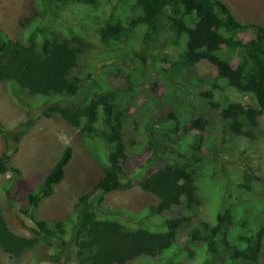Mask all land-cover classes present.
Masks as SVG:
<instances>
[{"label": "trees", "instance_id": "16d2710c", "mask_svg": "<svg viewBox=\"0 0 264 264\" xmlns=\"http://www.w3.org/2000/svg\"><path fill=\"white\" fill-rule=\"evenodd\" d=\"M33 1L32 14L19 20L22 31L17 38L8 37L0 29V81L13 86L15 93L54 97L42 110V116L58 114L79 129L90 154L104 164L103 174L79 195L73 211L63 219H38L34 209L53 194L55 185L65 177V166L72 157V148L66 146L35 189L26 193V206L19 209L30 222L32 236L13 232L0 205V250L19 258L38 243H45L55 249L58 260L55 246L68 236L78 264H126L143 256L155 258L158 263L177 240L179 230L185 229L181 242L189 238L205 246L198 264H223L228 259L260 264L264 226L253 234H240L230 243V208L217 214L215 224L203 219H198L197 225L193 223V209L200 204L195 184L199 157L195 153L175 154L173 145L179 134L188 133L192 136L188 146L200 151L208 118L197 113L182 120L181 113L173 109L160 124L146 122L140 127L148 132L146 151L157 156L155 150L163 147L169 159L137 176L146 169L147 160L128 171L130 158L124 139L125 124L132 116L128 100L120 87L99 85L94 77L95 66L83 64L82 58L98 50V45L107 55L109 51L116 52L121 42L131 43L141 61L142 75L152 70L171 79H185L196 87L204 86L197 92L200 100L226 121L229 132L253 138L252 131L264 115V25L239 22L221 0ZM71 18L77 23L68 24ZM89 18L94 20L92 26L83 21ZM89 30L98 38V45L87 38ZM244 33L250 36L241 38ZM136 42L143 46L140 51L135 50ZM202 62L214 67L216 75L196 77L194 67ZM229 91L250 95L254 104L233 99ZM27 117L19 126V134L35 120L30 114ZM195 132L199 134L197 140L193 139ZM0 135L5 141L0 152V174H19L18 168L9 165L18 147L1 122ZM92 137L100 140L96 144L102 145L100 150L88 144ZM135 181L142 190L157 197V203L147 209L157 216H167L160 223L165 228H130L115 218L99 215L105 194L129 189ZM258 184L255 176L245 171L239 186L250 190ZM173 206H181L182 211L173 215ZM220 250L223 256L218 254ZM169 256L171 259L174 255ZM168 264L182 263L175 260Z\"/></svg>", "mask_w": 264, "mask_h": 264}, {"label": "rangeland", "instance_id": "374dc122", "mask_svg": "<svg viewBox=\"0 0 264 264\" xmlns=\"http://www.w3.org/2000/svg\"><path fill=\"white\" fill-rule=\"evenodd\" d=\"M223 1L239 22L264 25V0ZM33 7V0H0V29L8 37L17 38L22 31L19 20L30 16ZM95 13L100 15L99 10ZM83 21L91 26L94 22L90 18ZM72 23H77L75 18L69 19L68 24ZM86 36L99 44L98 38L91 30ZM249 36V33H244L240 37ZM134 47L140 51L143 46L136 42ZM82 61L87 66H95L94 77L99 81V85L120 87L124 98L128 100L127 106L132 113L124 130L130 158L128 171L140 167L139 164L144 163L146 159V169L137 175L142 176L169 159V152L163 147L155 150L159 153L157 156L153 152L149 155L146 151L144 145H147L145 142L148 140V132L140 129L146 122L160 124L164 122L168 110L173 109L181 113L182 120L197 113L202 114L209 122L203 133L201 150L197 151L188 146L192 140L191 134L188 133L179 134L173 145L175 154L195 153L199 157L195 184L200 204L194 209L196 218L193 223L197 225L196 221L203 219L215 224L217 214L230 208L233 216L232 222L227 225L230 243L235 241L238 235L253 234L259 226H264V115L259 118L258 127L252 131L253 138L232 135L226 121L220 119L216 110L200 100L197 92L200 88L204 89V86L196 87L185 79H171L152 70H145L142 75L141 61L137 59L131 43L128 42H121L116 52L109 51L107 55L103 46L98 45V50L83 56ZM194 72L196 77L211 78L216 75L215 68L205 62L196 65ZM13 89L10 84L0 81V122L9 139L16 142L18 147L12 154L9 165L18 168L20 172L14 174L8 171L0 174V205L3 207V215L9 228L13 232L30 237V222L19 209L26 206V193L34 190L66 146L72 148V157L65 166V177L54 187L53 194L41 200L39 206L34 209V215L38 219L53 222L70 214L79 195L102 176L104 164L90 154L79 129L70 126L58 114L50 118L42 116V110L48 102L54 101V97L38 94L31 96L16 90L15 93ZM229 92L235 100L254 104V98L250 95ZM27 114L35 120L23 134H19V126L28 118ZM176 114L179 115L177 112ZM96 126L99 127L100 124ZM198 138L199 134L195 132L193 139ZM88 140V144L93 143V147L100 141L93 137ZM4 147L5 141L0 135V152ZM101 147L102 145H98L94 149L100 150ZM245 171H249L256 181H259V184L250 190L239 186L244 182ZM157 201L156 196L139 188L135 181L130 189L105 194L99 215L115 218L130 228L142 227L159 231L165 228V225L160 223L167 216H157L147 209V206L154 205ZM180 211L181 206H174L171 213L176 215ZM185 233V229L180 230L177 240L159 258L158 263H155V258L143 256L126 264H168L175 260L181 261L182 264H198L204 255L205 246L196 242L194 244L189 238L188 241L181 242ZM55 248L59 252L58 260L54 255L55 249L45 243H38L34 249L26 250L19 258H12L0 250V264H78L74 245L68 236L64 242L57 243ZM172 254L174 256L168 259ZM218 254L223 256L221 250ZM259 261L264 264V238ZM238 263L252 264L248 261L229 259L223 264Z\"/></svg>", "mask_w": 264, "mask_h": 264}, {"label": "clouds", "instance_id": "9594fccd", "mask_svg": "<svg viewBox=\"0 0 264 264\" xmlns=\"http://www.w3.org/2000/svg\"><path fill=\"white\" fill-rule=\"evenodd\" d=\"M221 1H222L223 3H225L223 0H221ZM225 4H226V3H225ZM226 5H227V4H226ZM227 6H228V5H227ZM230 10H231V9H230ZM246 23H248V22H246ZM6 173H7V172H6ZM95 182H96V181H95ZM95 182H94V183H95ZM94 183H93V184H94ZM58 184H59V183H58ZM93 184H92V185H93ZM56 185H57V184H56ZM56 185H55V186H56ZM92 185H91V186H92ZM91 186H90V187H91ZM131 188H132V187H131ZM139 188H140V187H139ZM34 189H35V188H34ZM129 189H130V188H129ZM125 190H126V189H125ZM115 191H116V190H115ZM30 192H31V191H30ZM53 192H54V191H53ZM111 192H112V191H111ZM109 193H110V192H109ZM152 195H153V194H152ZM76 202H77V201H76ZM173 207H174V206H173ZM173 207H172V208H173ZM195 208H196V207H195ZM195 208H194V209H195ZM194 209H193V212L195 213L194 216H196V212L194 211ZM171 212H172V211H171ZM181 230H182V229H181ZM179 232H180V230H179ZM179 232H178V233H179ZM262 241H263V240H262ZM47 246H48V245H47ZM180 262H181V261H180Z\"/></svg>", "mask_w": 264, "mask_h": 264}, {"label": "bare ground", "instance_id": "6f19581e", "mask_svg": "<svg viewBox=\"0 0 264 264\" xmlns=\"http://www.w3.org/2000/svg\"><path fill=\"white\" fill-rule=\"evenodd\" d=\"M71 160V159H70Z\"/></svg>", "mask_w": 264, "mask_h": 264}]
</instances>
